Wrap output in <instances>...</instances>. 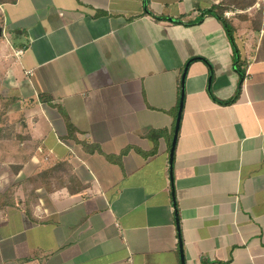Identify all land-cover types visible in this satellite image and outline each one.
<instances>
[{"label": "crops", "instance_id": "obj_1", "mask_svg": "<svg viewBox=\"0 0 264 264\" xmlns=\"http://www.w3.org/2000/svg\"><path fill=\"white\" fill-rule=\"evenodd\" d=\"M145 1L2 5L35 191L0 216V264H183L179 236L184 264H264V12L259 32L227 17L231 38L205 14L223 0Z\"/></svg>", "mask_w": 264, "mask_h": 264}, {"label": "rangeland", "instance_id": "obj_2", "mask_svg": "<svg viewBox=\"0 0 264 264\" xmlns=\"http://www.w3.org/2000/svg\"><path fill=\"white\" fill-rule=\"evenodd\" d=\"M1 7L2 5H0V19L2 18ZM260 12L263 13V11ZM239 13L242 12L235 11L231 15H237ZM257 13V10H255L253 15ZM0 27L2 28V26ZM14 37L16 36L12 29L7 32L5 30L3 38H0V40L11 41ZM5 82L6 80L4 81V78L0 77V216H2V213L4 214L9 207L19 205L21 197L24 199L33 197L32 191H35V189L30 186L29 179L23 178L26 176L17 178L19 168H23L29 160L28 155H26L27 153L22 156L16 154L18 147H22L21 144L28 141L26 140L28 136L24 134V125L26 117L32 114V112H30L28 107L25 106V103L22 102V93L13 89L9 82ZM23 150H27V147L26 149L23 147ZM59 167V165L55 166L54 169H58ZM58 171L56 172L58 173L57 184L60 185V169ZM51 173L53 172L49 170L44 171L39 176L34 177L33 180H36L35 182L37 183L47 185L46 178H49ZM24 175H26V173ZM46 175L49 176L47 177ZM71 179L72 182L76 180L73 177L63 180L62 183H69ZM19 186H21L22 189H20ZM47 189L50 190L48 187Z\"/></svg>", "mask_w": 264, "mask_h": 264}, {"label": "trees", "instance_id": "obj_3", "mask_svg": "<svg viewBox=\"0 0 264 264\" xmlns=\"http://www.w3.org/2000/svg\"><path fill=\"white\" fill-rule=\"evenodd\" d=\"M17 0H0V5L4 4H14ZM256 0H223L222 3L218 5H214L212 9L205 12V14H209L212 16H218V19L222 21L226 29L228 30L229 34L232 36L234 35V28L231 24V20L225 16L226 12L238 11V10H247L251 8L255 4ZM236 16V15H235ZM237 16L241 20H248L252 24V28L254 31L259 32L261 30L262 22H263V14L258 12L255 16L251 17L249 14H241ZM0 26H3V19H0ZM236 98L233 99L234 102ZM73 129L72 125L69 124V130ZM20 169V168H19ZM76 182V180H74ZM80 189V188H79Z\"/></svg>", "mask_w": 264, "mask_h": 264}, {"label": "water", "instance_id": "obj_4", "mask_svg": "<svg viewBox=\"0 0 264 264\" xmlns=\"http://www.w3.org/2000/svg\"><path fill=\"white\" fill-rule=\"evenodd\" d=\"M147 4H148V0L145 1V7H147ZM204 18V15L201 16V19L199 22H202ZM216 18L218 19V16H216ZM168 21L172 22V23H182L181 20H177V19H173V18H168L167 19ZM230 35V34H229ZM2 36V28L0 27V37ZM230 37L232 38V36L230 35ZM233 41V40H232ZM235 57H236V61H235V69H236V72L240 75V84H239V88H238V93L240 92L241 90V85H242V82L244 80V74L241 72L240 69H238V63H239V55H238V52L235 48ZM200 60V59H199ZM194 60H191L185 67L184 69V73H183V76H182V91H181V101H180V105H179V110H178V115H177V119H176V125H175V131H174V137H173V142H172V147H171V152H170V176H171V181H173V163H174V153H175V149H176V144H177V140H178V135H179V131H180V125H181V120H182V113H183V109H184V100H185V80H186V76H187V73H188V68L190 66V64L193 62ZM203 62H205L208 67L210 68L211 72H210V78H209V87H208V90H209V94L210 96L212 97V99L214 100V96L211 92V83H212V79H213V69L212 67L210 66V64L208 63V61L206 60H203ZM237 93V95H238ZM237 95L235 96V98L237 97ZM230 103V102H229ZM228 104V103H226ZM178 229H179V225H178ZM179 234H180V229H179ZM180 238V252H181V256H182V263L184 264V255H183V246H182V240H181V236H179Z\"/></svg>", "mask_w": 264, "mask_h": 264}, {"label": "built area", "instance_id": "obj_5", "mask_svg": "<svg viewBox=\"0 0 264 264\" xmlns=\"http://www.w3.org/2000/svg\"><path fill=\"white\" fill-rule=\"evenodd\" d=\"M253 6H254V8L257 11H263L264 12V0H257ZM231 14L232 13L227 12V13H225V16L226 17H231L232 16ZM22 54H23V51H19V52L16 53V55L18 57L21 56Z\"/></svg>", "mask_w": 264, "mask_h": 264}]
</instances>
